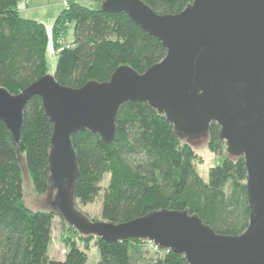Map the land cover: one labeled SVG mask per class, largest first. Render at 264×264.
<instances>
[{"label": "trees", "instance_id": "trees-1", "mask_svg": "<svg viewBox=\"0 0 264 264\" xmlns=\"http://www.w3.org/2000/svg\"><path fill=\"white\" fill-rule=\"evenodd\" d=\"M21 1L0 0V86L14 94L48 73L47 28L40 21L20 16ZM103 1L69 0L55 17L51 28L55 37L69 23H73L74 35L71 44L58 48L52 73L58 83L77 88L90 80L104 82L119 65L143 72L165 56L166 49L156 37L124 12L102 10ZM143 1L157 14H177L192 0ZM52 129L38 95L25 106L19 144L0 120V264L87 262L85 251L74 242L63 259L50 258L52 224L59 215L53 210L34 211L24 203L22 160L35 192L43 195L49 191ZM206 134L219 160L204 180L196 171L189 139L177 134L163 114L146 102L122 103L110 142L88 130L71 136L77 165L74 207L76 200L89 204L100 197L102 220L112 223L130 221L161 208L187 210L216 233H242L250 211L243 157L227 153L216 123H210ZM106 174L108 179L102 186ZM67 227L83 240L95 239L99 255L95 264H188L183 255L147 240L108 242ZM144 243L154 250V256H143Z\"/></svg>", "mask_w": 264, "mask_h": 264}, {"label": "water", "instance_id": "water-1", "mask_svg": "<svg viewBox=\"0 0 264 264\" xmlns=\"http://www.w3.org/2000/svg\"><path fill=\"white\" fill-rule=\"evenodd\" d=\"M156 37L165 56L143 72L119 65L109 80L73 88L51 73L10 93L0 86V120L20 141L27 101L41 98L52 123L48 187L69 227L105 241L143 239L183 255L188 264H264V0H192L177 14H157L143 0H104ZM148 103L182 138L219 126L230 156L243 157L250 206L246 229L216 233L187 210L156 209L121 223L90 221L74 207L77 173L71 136L88 130L110 142L124 102Z\"/></svg>", "mask_w": 264, "mask_h": 264}, {"label": "rangeland", "instance_id": "rangeland-1", "mask_svg": "<svg viewBox=\"0 0 264 264\" xmlns=\"http://www.w3.org/2000/svg\"><path fill=\"white\" fill-rule=\"evenodd\" d=\"M69 0H22L19 5V14L22 17L37 20L45 24L49 34V45L46 52V60L48 73H53L56 66V58L58 48L69 45L74 39L73 35V23L67 24V26L60 30V35L55 37L52 34V25L55 17L66 6ZM83 4L88 5L87 1H81ZM189 145L195 153V168L198 174L204 179H208V170L214 166L219 158L215 154L212 144L210 143L207 134L198 135L189 139ZM22 168V189L23 199L25 205L34 211H51L55 207L53 205L56 191L49 190L46 194L38 195L35 190L25 166L24 161L21 162ZM108 179L106 174L102 180L101 185L105 186ZM75 209L88 218L90 221H101V199L96 198L92 203L82 204L78 200L75 201ZM75 243L79 249L85 251L87 256L86 264H95L98 259V251L95 246V239H81L73 230L67 227V223L64 222L59 216H55L52 224L51 240L48 245V256L52 259H63L66 252L69 249L71 243ZM143 256H154V250L144 243L142 246Z\"/></svg>", "mask_w": 264, "mask_h": 264}]
</instances>
